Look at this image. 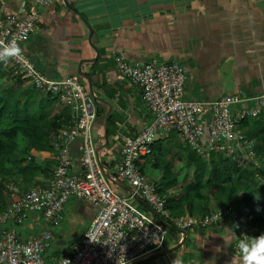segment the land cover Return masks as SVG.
Segmentation results:
<instances>
[{"label": "crops", "instance_id": "obj_1", "mask_svg": "<svg viewBox=\"0 0 264 264\" xmlns=\"http://www.w3.org/2000/svg\"><path fill=\"white\" fill-rule=\"evenodd\" d=\"M51 1L49 6L38 7L40 18L25 52L50 78L73 76L98 94L96 131L105 140L100 151L112 173L123 138L137 135L153 120L143 106L141 90L119 75L117 54L141 63H181L188 75V100L212 101L239 91L249 96L264 93V0ZM33 5L32 0H0V15L21 14V8ZM11 72L10 68L0 70V94L7 92L12 102L19 101L28 111L42 108L61 123L59 134L71 125V109L62 98L42 94L28 80ZM20 140L22 149H26L28 140ZM82 145L83 141L77 139L71 146L76 170L81 167ZM192 153L179 135H160L153 155L143 159L140 167L157 178L159 185L171 177L191 184ZM28 156L34 157L40 169L19 173L21 170L10 166L18 174L19 186L24 190L47 186L56 166V151L33 150ZM5 192L4 197L0 195V212L12 200ZM119 193L129 195L124 189ZM208 193L204 192V199L197 195L192 210L183 211L182 216H203L223 208ZM133 203L151 222H159L144 206L135 200ZM96 213L97 208L89 202L71 199L65 206L63 223L52 229L56 241L46 258L67 254ZM43 228L41 214L33 213L18 230L28 236ZM222 236L229 237L232 247L217 253L214 249L224 244ZM235 236L236 227L229 221L209 230L188 232L185 240L174 232L168 235L165 247L153 254L176 248L172 253L154 259L148 254L138 264H230ZM213 258L215 262H211Z\"/></svg>", "mask_w": 264, "mask_h": 264}, {"label": "built area", "instance_id": "obj_2", "mask_svg": "<svg viewBox=\"0 0 264 264\" xmlns=\"http://www.w3.org/2000/svg\"><path fill=\"white\" fill-rule=\"evenodd\" d=\"M32 1L34 5L21 8V14L0 15V49L16 42L23 50L7 65L0 63V70L10 68L13 75L28 80L42 94L62 98L71 109V125L61 130L54 142L56 166L47 186L24 190L13 181L6 183L12 200L0 212V264H133L163 249L171 231L160 222H151L146 212L134 205V198L121 195L101 167V163L108 164L100 151L105 140L96 131L98 94L73 76L50 78L27 56L25 45L40 18L38 7L52 3ZM115 63L121 78L141 90L143 106L152 113L153 120L137 135L123 138L115 172L110 171L114 180L127 182L177 229L209 230L229 221L236 227L237 238L252 237L254 229L241 221L235 205L203 216L173 217L158 190L157 178L144 174L140 162L153 155L160 135L175 133L203 159L218 150L239 168L264 166L257 157L255 139L243 127L244 122L264 115V93L249 96L239 91L212 101L188 100V75L181 63H141L124 54H117ZM77 139L83 141L79 170L71 150ZM73 198L89 202L97 213L67 254L48 260L46 254L56 241L52 229L63 223L65 206ZM33 213L41 214L44 228L24 236L18 227L25 226Z\"/></svg>", "mask_w": 264, "mask_h": 264}, {"label": "trees", "instance_id": "obj_3", "mask_svg": "<svg viewBox=\"0 0 264 264\" xmlns=\"http://www.w3.org/2000/svg\"><path fill=\"white\" fill-rule=\"evenodd\" d=\"M21 77V76H20ZM2 81L0 80V84ZM243 127L250 138L256 141L257 157L264 163V115L244 122ZM61 123L54 120L42 108L35 112L22 108L19 101L12 102L7 92L0 94V195L5 196L6 182L20 185L18 175L10 166L21 170L40 169L30 151H50L59 139ZM109 134L112 132L109 129ZM20 138H26L29 145L22 149ZM17 151H20L18 154ZM194 164L193 182L179 181L171 177L159 185L158 190L167 200L166 207L173 217H180L183 211L192 210L195 197H204V192L213 195L218 206L237 207L241 221L254 229L252 237L264 234V200L259 197L264 192V166L251 165L239 168L227 160L217 150L209 159L192 153ZM146 174L145 171H142ZM9 193V192H8ZM204 199V198H203ZM141 206V205H140ZM142 207V206H141ZM169 221V220H168Z\"/></svg>", "mask_w": 264, "mask_h": 264}, {"label": "clouds", "instance_id": "obj_4", "mask_svg": "<svg viewBox=\"0 0 264 264\" xmlns=\"http://www.w3.org/2000/svg\"><path fill=\"white\" fill-rule=\"evenodd\" d=\"M22 49L16 42H11L0 49V63L7 65L12 59L22 54ZM238 227V225H237ZM232 229H229L231 234ZM224 244L218 245L214 251L219 253L224 247H232V241L228 236H222ZM211 262H215V258ZM118 264L120 262L118 261ZM230 264H264V234L258 237L244 235L235 236V252Z\"/></svg>", "mask_w": 264, "mask_h": 264}, {"label": "water", "instance_id": "obj_5", "mask_svg": "<svg viewBox=\"0 0 264 264\" xmlns=\"http://www.w3.org/2000/svg\"><path fill=\"white\" fill-rule=\"evenodd\" d=\"M105 137L107 138V132L105 134ZM101 167L103 169H105L108 178L116 186H118L119 188L124 189L126 192H128L129 196H131L132 198H134L135 201H137L139 204H141L142 206H144L151 214H153V216H155L157 218V220L163 226H165L167 229H169L172 232H176L178 234H182L183 237H184V240L187 238V236H188V232L187 231H183V230L177 229L174 226H172L171 224H169L167 222V220H165L155 209H153L151 206H149V204L147 202H145L132 188H130L129 186H127L126 184H124L120 180H114V178L111 176L110 169L107 166H105L104 164L101 163ZM74 244L75 243H73L72 245H74ZM175 249L176 248H169V249L162 250L161 252H159L157 254H153L150 258L151 259H154V258H158V257H161V256H166L167 254L172 253ZM140 262H142V261H138V262H135L133 264H138Z\"/></svg>", "mask_w": 264, "mask_h": 264}, {"label": "rangeland", "instance_id": "obj_6", "mask_svg": "<svg viewBox=\"0 0 264 264\" xmlns=\"http://www.w3.org/2000/svg\"><path fill=\"white\" fill-rule=\"evenodd\" d=\"M194 152V151H193ZM196 154V153H195ZM197 156H199V155H197ZM116 189H117V191H121V188H118L117 186H116ZM259 197L261 198V199H263L264 200V192H260V194H259ZM79 227H81V225H79ZM172 233H174V232H172L171 231V233L170 234H172ZM169 234V235H170Z\"/></svg>", "mask_w": 264, "mask_h": 264}]
</instances>
